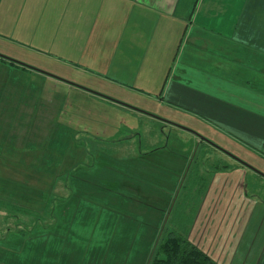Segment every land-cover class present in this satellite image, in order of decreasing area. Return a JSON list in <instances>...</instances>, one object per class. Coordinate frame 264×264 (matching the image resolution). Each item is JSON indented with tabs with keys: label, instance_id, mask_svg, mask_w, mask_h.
I'll return each instance as SVG.
<instances>
[{
	"label": "rangeland",
	"instance_id": "374dc122",
	"mask_svg": "<svg viewBox=\"0 0 264 264\" xmlns=\"http://www.w3.org/2000/svg\"><path fill=\"white\" fill-rule=\"evenodd\" d=\"M2 29L0 264H147L168 213L167 225L193 227L196 239L203 230L206 241L234 232L236 261L264 264L263 184L245 188L259 203H231L243 189L232 185L234 173L218 176L211 195L197 198L191 222L180 205L196 177L191 168L183 179L180 173L190 142L142 113L169 109L106 77L88 58L46 55L40 41ZM162 143L164 151L134 156ZM195 152L193 168L207 178L212 169L239 164L206 143Z\"/></svg>",
	"mask_w": 264,
	"mask_h": 264
},
{
	"label": "crops",
	"instance_id": "0c3cea01",
	"mask_svg": "<svg viewBox=\"0 0 264 264\" xmlns=\"http://www.w3.org/2000/svg\"><path fill=\"white\" fill-rule=\"evenodd\" d=\"M0 26L23 41H40L46 55L88 58L106 77L169 109L170 115L142 113L190 142L182 179L202 143L224 154L242 150L243 160L264 173V0H0ZM166 148L162 143L134 156ZM227 155L239 164L208 172L202 199L218 176L234 173L232 185L243 193L225 194L228 202L262 201L254 186L264 187V176ZM192 231L188 238L221 264L241 263L232 254L240 243L232 242L234 232L218 231L206 241L205 230L198 239Z\"/></svg>",
	"mask_w": 264,
	"mask_h": 264
},
{
	"label": "trees",
	"instance_id": "16d2710c",
	"mask_svg": "<svg viewBox=\"0 0 264 264\" xmlns=\"http://www.w3.org/2000/svg\"><path fill=\"white\" fill-rule=\"evenodd\" d=\"M195 157L196 152L194 155V160ZM232 166L233 164L229 163L212 170H227L232 168ZM192 168L193 163L191 165V170L196 177L193 178L194 182L192 187L189 188V190H187V194L184 195V200L180 202V205L183 208L185 207V209H188L190 212L189 214L192 215L193 218L188 219H192L191 222H193L194 214L197 212L200 206L197 198L203 197L208 184V178L206 176L200 175L199 167L195 166V168ZM187 206L190 208H187ZM18 207L23 206L18 205ZM167 224L168 221L160 232L159 238L154 246L147 264H221L208 252L204 251L188 238L187 232L189 226L184 225L183 227L185 230L183 232L180 230V228L177 229L175 227L176 225L173 226ZM181 232H183V234Z\"/></svg>",
	"mask_w": 264,
	"mask_h": 264
},
{
	"label": "water",
	"instance_id": "95a60500",
	"mask_svg": "<svg viewBox=\"0 0 264 264\" xmlns=\"http://www.w3.org/2000/svg\"><path fill=\"white\" fill-rule=\"evenodd\" d=\"M225 151L227 154H229L230 156H232L233 158L237 159L238 161H240L242 164L252 168L254 171L258 172L259 174L263 175L264 176V173L261 172L260 170H258L257 168L253 167L252 165L248 164L247 162H245L244 160L240 159L239 157H237L236 155L226 151V150H223Z\"/></svg>",
	"mask_w": 264,
	"mask_h": 264
}]
</instances>
